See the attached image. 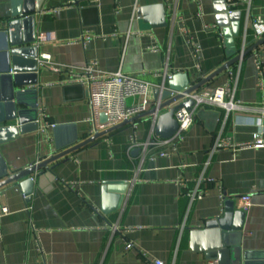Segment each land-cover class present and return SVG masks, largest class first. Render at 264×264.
I'll use <instances>...</instances> for the list:
<instances>
[{"label": "crops", "instance_id": "1", "mask_svg": "<svg viewBox=\"0 0 264 264\" xmlns=\"http://www.w3.org/2000/svg\"><path fill=\"white\" fill-rule=\"evenodd\" d=\"M35 5L39 10L33 20L13 27L11 38L4 34L12 13ZM256 17L264 20V0H251L248 14L240 3L232 15L225 13L224 0H0V98L20 89L22 105L16 108L35 102L37 119L38 108L44 107L54 124L47 135L37 131V124L17 134L16 122L5 124L12 130L0 134V157L7 167L0 182L91 136L85 89L67 82L65 67L94 62L101 71L138 77L151 85L145 94L150 108L154 87L170 80L175 87L195 85L235 57ZM205 24L222 29L223 43ZM183 27L199 47L198 59ZM84 29L93 37L84 45L73 42ZM10 40L17 46L11 47ZM152 45L159 50L149 51ZM12 50L19 51L25 69L33 59L42 64L15 89L4 72ZM41 55H49L50 62L41 61ZM225 70L195 92L210 93L222 85ZM236 99L245 109L227 116L220 108L198 105L181 140L145 151L140 143L149 137L163 140L150 133V116L125 124L77 148L66 161L58 159L31 174L28 199L17 186L23 179L0 187V209L8 208L0 215V264H148L154 258L164 264H264V147L225 148L209 155L219 133L237 143L255 133L264 140V94L256 86L250 57L241 64ZM131 134L138 145L129 143ZM178 177L188 179V190L200 177L212 182L202 181L205 195L189 204ZM105 182L127 184L119 202L115 192L104 197ZM243 195L250 196L246 210L234 200ZM225 210L227 229L206 227Z\"/></svg>", "mask_w": 264, "mask_h": 264}, {"label": "built area", "instance_id": "2", "mask_svg": "<svg viewBox=\"0 0 264 264\" xmlns=\"http://www.w3.org/2000/svg\"><path fill=\"white\" fill-rule=\"evenodd\" d=\"M225 2V13L227 15H232L237 12L239 4L242 3L247 10L251 4V0H224ZM202 12L200 7H198L197 16L201 17ZM205 30H214L217 37L223 43L224 33L220 27L215 24L204 25ZM182 32L186 37V42L189 45L192 56L195 59L199 58V47L193 41L192 37L188 34L187 30L183 27ZM93 37L92 33L88 29H84L79 37L73 42H80L83 45L87 43ZM264 37V20L256 17L252 19L249 23V27L245 29L238 48L236 49L237 60L228 68H226V81L213 89L210 93L204 91L193 92L190 94V98L194 101L193 107L188 110L184 107L177 109L173 113V118L177 122L178 128L176 132L168 139L154 140L153 138L147 139L145 142L140 143L145 151L147 147L153 146L155 144H164L168 142H175L181 140L183 133L189 128L193 121V111L194 108L200 104H208L214 107L224 110L225 116L230 112L240 111L245 109V106L241 101L236 99V88L238 84L239 70L243 60L246 57H250L253 62V66L256 73V86L264 94V42L254 47L247 54L244 52L246 49L251 47L254 43ZM151 52H156L159 50L157 45H152L148 48ZM41 61L50 62L49 55H41ZM54 71H59L60 69L55 66H50ZM65 70L69 74V79L67 82L75 83L81 85L85 89L87 100L91 107V116L88 118L92 123L90 129V135L96 132L103 131L112 126H115L125 120L132 117L140 115L149 109V103L145 100V94L150 88V84L144 80L122 73L121 71L108 72L101 71L97 69L94 62L86 63L82 67H65ZM174 73L167 75L168 79L173 77ZM139 97L141 100L137 103H128L129 98ZM39 119L36 120L37 131L41 134L47 135L49 128H53L54 124L50 123L46 118L45 108L39 107ZM264 113V107L260 109ZM104 112L107 117V122L103 125L99 124V113ZM154 122H152L150 133L153 134ZM129 143L132 145H138L135 134H131L129 138ZM262 148L264 147V140L255 133L252 139L247 142L237 143L230 141L229 138L222 137L219 133L209 149V155L225 149H242V148ZM159 155L165 156L167 153L159 152ZM208 162L205 163L207 165ZM202 181L212 182V179L200 177L195 181V186L188 190L186 185L188 179L178 177L176 179L177 184L185 189L183 195L187 197L189 204L196 200L201 199L205 195V191L200 188V183ZM222 199L224 197L221 196ZM240 202V209L246 210L251 202L249 195H243L241 197L234 199ZM8 213V208L2 206L0 209V215ZM127 248H131L132 244L130 242L126 243ZM148 264H164L160 259H150ZM207 264H212V262H207Z\"/></svg>", "mask_w": 264, "mask_h": 264}, {"label": "water", "instance_id": "3", "mask_svg": "<svg viewBox=\"0 0 264 264\" xmlns=\"http://www.w3.org/2000/svg\"><path fill=\"white\" fill-rule=\"evenodd\" d=\"M28 0H25L27 2ZM38 1V0H37ZM38 4V3H37ZM156 9H160L159 7H155ZM39 9L36 8V5L34 7H31L29 9H20L19 11H16L15 13H12L11 19L6 21V31L4 34H7L11 38V31L13 27L17 26L18 24H25L28 21L33 20V14L34 12L38 11ZM30 40L29 42H31ZM28 42V43H29ZM264 42V37L260 40H258L256 43H254L251 47L246 49L244 52L247 54L249 51H251L254 47ZM9 44L11 47H16L18 43H13L12 40H10ZM229 45V44H227ZM234 52L233 48H230L229 54L231 55ZM19 51H11L12 56L8 60L6 67L4 68L5 73H9L6 77L7 79H11V87L17 88L22 87L24 85V82H22V79L25 77L26 74H30L31 77H34V74L37 70V67L42 65L41 63L38 64L36 59L31 60L32 66L30 69H25L23 66H21L22 58L18 54ZM237 56L233 57L232 59L226 61L223 63L219 68H217L215 71L210 73L208 76L203 78L201 81L196 83L195 85L188 86L187 83H185L183 86L175 87L173 85V80H170L167 82V84H163L158 87H154L152 89V95H153V105L144 113L137 115L135 117H132L128 120H125L115 126H112L108 129H105L100 132H96L93 135H91L88 139L84 140L81 143H78L74 146L67 147L66 149L59 150L56 153L52 152L47 158L40 161L39 163H35L31 166H29L26 169H23L21 171H18L9 177L5 179L4 181L0 182V187L4 186L5 184L11 183V182H18L17 186L21 188V191L23 193V196H25L26 199L29 198L32 185H33V179L30 176L34 172H36L38 169L44 168L50 163L63 158V161H66L68 158V154L76 150L77 148L84 146L95 139L125 125L128 123H132L135 120L150 116L152 119V122H154V134L158 136L161 139H168L170 138L177 130L178 125L175 119L173 118V113L181 108L184 107L188 110H190L193 105L194 101L190 98V94L195 92L198 88L206 84L209 80H211L214 76L218 75L222 71H224L226 68H228L232 63H234L237 60ZM34 65V66H33ZM35 83V81L31 82V84ZM23 93L20 89L14 90L12 92V95H8L7 97L0 98V134L2 132L10 131L12 130L10 127L5 126L6 123L14 121L16 122L17 126L13 131L17 133H25L28 131H32L36 129V120H37V106L36 103H26L24 104V109H17V105H22L19 97ZM182 100L180 103L175 104V102ZM175 104V105H173ZM162 110H165L162 112ZM27 122H29L27 124ZM107 122V117L104 112L99 113V124L103 125ZM1 142V141H0ZM139 152V148H137ZM7 175V167L4 165L3 160L0 157V178ZM105 187L103 188L104 191V197L107 199H110L112 195L109 192H115L113 196L117 198V202H119L121 195L124 194L127 184L120 183L119 186L115 187L114 183H103ZM225 210V213H223L222 217H218L216 219H212L206 222L207 228H220V229H227V227L224 226L226 218L229 216Z\"/></svg>", "mask_w": 264, "mask_h": 264}]
</instances>
